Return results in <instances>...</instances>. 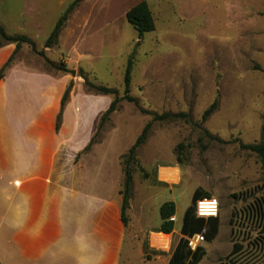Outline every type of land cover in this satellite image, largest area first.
Masks as SVG:
<instances>
[{
    "label": "rangeland",
    "instance_id": "obj_1",
    "mask_svg": "<svg viewBox=\"0 0 264 264\" xmlns=\"http://www.w3.org/2000/svg\"><path fill=\"white\" fill-rule=\"evenodd\" d=\"M142 1L151 8L156 30L140 38L126 14ZM72 2L0 0V25L8 34L26 35L35 43V49L23 44L4 77L17 66L18 75L26 74L21 80H53L67 88L73 83L70 97L80 88L77 99L87 115V129H94L92 139L115 96L89 90L85 77L117 90L121 98L133 60L131 96L137 103L121 101L92 147L108 163L107 171L120 178L121 190V156L152 121L145 112H184L193 118V124L154 122L138 150L121 264H167L184 238L183 218L198 188L220 204L218 235L201 243L206 254L199 264H264V167L259 154L241 147L264 143V0H85L57 44L46 48ZM8 45L0 36V49ZM14 51H0V70ZM73 69L75 76L66 71ZM63 86L55 94L61 99L57 123L67 90ZM25 87L23 82L14 85L16 101L6 104L11 112L15 106L16 112L27 108ZM214 101L218 108L203 124L202 116ZM65 108L57 134L64 129ZM69 112L70 107L73 117ZM201 127L223 142L207 138ZM9 129L8 121L0 125V141L4 131L10 138ZM167 164L180 169V178L175 169H161L160 178L176 185L157 181L159 167ZM166 202L176 205L173 247L170 253L153 252L147 247L148 234L161 223L159 210ZM152 243L168 249L170 235H154ZM236 245L239 250L233 254Z\"/></svg>",
    "mask_w": 264,
    "mask_h": 264
},
{
    "label": "crops",
    "instance_id": "obj_2",
    "mask_svg": "<svg viewBox=\"0 0 264 264\" xmlns=\"http://www.w3.org/2000/svg\"><path fill=\"white\" fill-rule=\"evenodd\" d=\"M14 49L11 44L0 51ZM17 68L0 80V125L8 121L10 126V138L4 131L0 141L1 264H121L127 227L122 221L120 178L107 171L108 163L98 159L97 148L83 153L94 129H87V115L77 99L80 88L67 102L64 129L57 134L61 99L55 94L64 84L21 80L24 73L18 75ZM22 82L30 102L22 111L16 112L15 106L11 112L6 104L15 103L14 85ZM161 169L178 170L180 178L175 164L159 167L157 181L178 183L162 180ZM160 226L148 234L147 247L170 253L175 230L168 249L152 243V237L161 234Z\"/></svg>",
    "mask_w": 264,
    "mask_h": 264
},
{
    "label": "trees",
    "instance_id": "obj_3",
    "mask_svg": "<svg viewBox=\"0 0 264 264\" xmlns=\"http://www.w3.org/2000/svg\"><path fill=\"white\" fill-rule=\"evenodd\" d=\"M85 0H73V2L69 5L67 10L63 13L60 17L59 21L57 22L54 30L52 31L51 35L47 39L45 43L46 48H53L59 39V36L64 29L66 22L69 20L71 14L74 10ZM127 21L134 27V29L139 34V37L142 38L145 33H152L156 30V22L151 11V8L147 1H142L138 3L136 6L131 8L126 14ZM0 36L4 42L9 44H15L16 48L8 60L7 64L0 70V80L4 78V72L6 68L12 63L14 57L18 54V52L22 49L23 44H29L35 49V43L26 35H10L6 32L3 26L0 25ZM40 55L44 56V52H41ZM134 62L130 60L126 69L125 74V90L124 96L119 97L118 91L112 88H108L105 86H97L91 83L85 77V86L89 90L95 91L101 95H113L115 99H113L112 103L110 104L109 108L106 112L102 115L100 124L98 126L97 132L86 146L84 153L88 152L92 149V147L98 143V137L101 134L100 132L103 131L106 124L111 120V116L118 110L119 103L123 100H127L129 102L137 103L134 97L131 96V83H132V72H133ZM73 83L67 88L63 100H62V111L64 106L67 104L71 91H72ZM218 108V102L214 101V103L206 109L202 116V123H206V121L215 113ZM61 114L58 118V123L56 130L59 131L61 125ZM152 116V121L148 123L138 138L136 139L135 143L131 146L126 154L121 156V167H123L124 173V184L123 190L121 194L123 195V206H122V221L124 225L127 227L129 223V217L127 215V211L130 208V200H131V192H132V185H133V165L137 163V153L141 146H143L151 131L152 125L154 122H184L187 124H193V118L189 113H162L156 114L152 112H145ZM202 128V127H201ZM203 135L207 138L223 142L218 137L211 136L208 131L202 128ZM180 147H183L182 145ZM241 147L244 150L252 151L262 158L263 167H264V143L259 144H241ZM144 177L148 178V173H144ZM208 195L204 193L202 188L196 189L193 194L192 204L186 210L184 218H183V225L181 228V235L184 236L178 245L176 246L175 250L172 253L171 259L168 264H199L202 259L204 258L206 251L201 245L197 248L196 251H192L189 247V240L188 238L194 237L196 234L203 233L206 226L208 227L205 235L204 240L206 242L211 243L218 235L219 232V218H210L208 220L203 218H198L196 215V204L197 201L207 198ZM160 218H161V226L159 228V233L164 234H172L175 230V221L172 218L176 215V205L174 202H166L160 207ZM239 246H235L233 250V254L238 252ZM1 264V262H0Z\"/></svg>",
    "mask_w": 264,
    "mask_h": 264
},
{
    "label": "built area",
    "instance_id": "obj_4",
    "mask_svg": "<svg viewBox=\"0 0 264 264\" xmlns=\"http://www.w3.org/2000/svg\"><path fill=\"white\" fill-rule=\"evenodd\" d=\"M196 215L198 218H203L206 220L210 218H218L220 215V204L218 203V200L212 197V198H204L197 201ZM188 240H189V247L192 251H196L197 248L201 245V243L205 242L203 233L196 234L194 237L188 238Z\"/></svg>",
    "mask_w": 264,
    "mask_h": 264
},
{
    "label": "water",
    "instance_id": "obj_5",
    "mask_svg": "<svg viewBox=\"0 0 264 264\" xmlns=\"http://www.w3.org/2000/svg\"><path fill=\"white\" fill-rule=\"evenodd\" d=\"M67 72H69L72 76H75L76 75V71L73 69V70H66Z\"/></svg>",
    "mask_w": 264,
    "mask_h": 264
}]
</instances>
